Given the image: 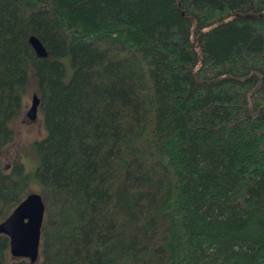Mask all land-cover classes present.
<instances>
[{"label": "trees", "instance_id": "trees-1", "mask_svg": "<svg viewBox=\"0 0 264 264\" xmlns=\"http://www.w3.org/2000/svg\"><path fill=\"white\" fill-rule=\"evenodd\" d=\"M32 82L0 220L37 184L39 255L0 264H264V0H0V150Z\"/></svg>", "mask_w": 264, "mask_h": 264}, {"label": "water", "instance_id": "water-1", "mask_svg": "<svg viewBox=\"0 0 264 264\" xmlns=\"http://www.w3.org/2000/svg\"><path fill=\"white\" fill-rule=\"evenodd\" d=\"M35 46L39 52L42 51L39 42ZM38 104L39 97L34 92L26 111L28 117L37 116ZM44 208L41 193L30 191L5 218L0 220V233L9 237V251L12 256L26 257L32 263L37 260Z\"/></svg>", "mask_w": 264, "mask_h": 264}, {"label": "rangeland", "instance_id": "rangeland-1", "mask_svg": "<svg viewBox=\"0 0 264 264\" xmlns=\"http://www.w3.org/2000/svg\"><path fill=\"white\" fill-rule=\"evenodd\" d=\"M32 42L37 45L38 41L33 37ZM35 85L32 82L26 95V104L21 114L12 120L15 134L7 145L0 150V164L7 169L11 161L20 159L27 169L32 170L37 164V153L33 147V141L44 134L42 116L37 110V116L30 118L26 111L29 108L32 93L35 92ZM31 191H38V185L32 184ZM14 257V256H13Z\"/></svg>", "mask_w": 264, "mask_h": 264}]
</instances>
